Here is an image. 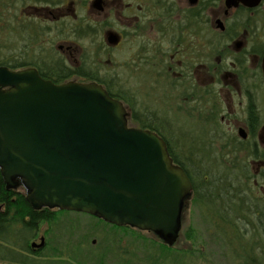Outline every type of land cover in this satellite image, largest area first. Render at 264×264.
I'll use <instances>...</instances> for the list:
<instances>
[{
	"label": "flooded vegetation",
	"instance_id": "obj_1",
	"mask_svg": "<svg viewBox=\"0 0 264 264\" xmlns=\"http://www.w3.org/2000/svg\"><path fill=\"white\" fill-rule=\"evenodd\" d=\"M226 1L0 0V24L9 22L7 26H12L11 15L18 13L14 20L18 42L31 63L16 70L33 68L39 75L47 70L40 76L56 85H100L123 105L128 128L177 138L182 137L181 131L171 128L167 114L197 121L204 132L193 139L194 152L210 155L208 167L222 170L229 168L224 164L227 160L216 163L212 156L236 155L235 145H241L238 153L242 155L264 153V146L256 141L264 117L251 90L264 86V0L253 8L241 3L227 6ZM48 41L63 44L52 51L43 47ZM104 59H108L104 64L109 71L100 64ZM54 64L60 66L57 74L51 71ZM127 73L145 84L141 97L119 77ZM198 74L207 82L199 83ZM229 79L234 83H228ZM236 98L239 100L234 105ZM175 102L178 107L173 114L161 107ZM237 119L243 125L236 132L223 129L224 124ZM192 194L193 188L182 214L190 201L210 211L202 197ZM57 214L62 218L52 212L51 221L41 223L27 243L29 254L20 252L19 261H48L59 251L74 264L135 263L131 241L140 231L87 214ZM70 214L72 218L67 217ZM181 232L182 228L171 246L151 232L140 233L152 235L159 245L158 255L166 254V259L169 252L177 253ZM89 238L93 255L87 247ZM152 260L163 261L160 256H152Z\"/></svg>",
	"mask_w": 264,
	"mask_h": 264
},
{
	"label": "water",
	"instance_id": "obj_2",
	"mask_svg": "<svg viewBox=\"0 0 264 264\" xmlns=\"http://www.w3.org/2000/svg\"><path fill=\"white\" fill-rule=\"evenodd\" d=\"M168 155L155 133L128 128L123 105L100 85H56L33 68L0 67V175L24 189L33 210L87 214L171 246L192 185Z\"/></svg>",
	"mask_w": 264,
	"mask_h": 264
},
{
	"label": "rangeland",
	"instance_id": "obj_3",
	"mask_svg": "<svg viewBox=\"0 0 264 264\" xmlns=\"http://www.w3.org/2000/svg\"><path fill=\"white\" fill-rule=\"evenodd\" d=\"M2 15V13H1ZM15 15L18 13L13 12L10 18L12 26L9 22L0 24V61H9L11 58H15L21 49V43L18 42V30L14 26ZM262 31L261 35L264 37V13L262 12ZM11 25V24H10ZM63 44L62 42L48 41L43 44L44 49L55 50L56 46ZM66 45V44H64ZM28 50V49H27ZM31 50V49H30ZM30 60V57H28ZM108 59L102 60V64L105 70L109 71L108 65L106 66ZM127 74H120L121 80L127 84L128 87H133V90H138L140 97L146 90V86L142 83V79L139 77L131 76ZM198 82L206 83L207 81L198 74ZM136 80V81H135ZM226 82V81H225ZM228 83H234L230 79ZM257 84L256 82H252ZM257 96V102L261 110L262 118L264 117V86H257V89H251ZM234 101V105L238 103V98ZM167 113H172L177 110L178 105L170 103L167 106H161ZM166 113V114H167ZM171 119V128L181 131L182 137H177L175 140L177 144L184 147L193 146V139L200 136L201 132H204L203 126L197 121L185 120L183 118H176L174 115H169ZM239 119L234 120L228 125L223 126V129L228 132H236V129L242 126ZM202 126V127H201ZM199 132V133H198ZM206 132V131H205ZM261 135L257 138L258 144L264 146V125L261 129ZM173 143V142H171ZM212 158H216V163H224V157L219 155H213ZM228 159V158H227ZM226 159V160H227ZM181 161V160H180ZM263 161L248 160L249 176L254 179H250L248 184H245V179L241 180L242 194H246L247 197V209L242 211L245 218H241L238 221L234 218L235 214L221 213V206L219 208L209 206L211 209L208 211L201 205L194 204L190 201L188 208L181 215V228L180 239L177 248V253L169 252L166 255H158L160 252L159 245L152 235L146 233L135 232L132 238V252L134 264H264V216H260V210L264 211V182L261 180L262 168H264ZM228 163L225 162L224 164ZM264 172V171H263ZM248 188V189H247ZM189 200H186V203ZM185 206V205H184ZM217 206V204H216ZM229 206V205H228ZM227 207V206H226ZM233 206L227 207L229 212ZM229 208V209H228ZM57 218H62L61 215L55 213ZM255 214V215H254ZM67 217L72 218V215ZM65 218V216H64ZM231 219V220H230ZM44 226L40 227V235ZM46 228V227H45ZM92 237V234L90 235ZM95 238V237H93ZM90 239L88 240L87 247L90 253L94 254V248L90 246ZM38 243V241H36ZM49 253V252H48ZM46 253V255H48ZM64 255V254H63ZM59 254V251H55L53 256L48 261H36L33 264H74L68 261L66 256ZM152 256L158 257L162 262L157 260L153 261ZM27 259V258H25ZM33 261V259L31 258ZM27 261V260H26ZM157 262V263H155ZM0 264H20V263H8L0 261Z\"/></svg>",
	"mask_w": 264,
	"mask_h": 264
},
{
	"label": "trees",
	"instance_id": "obj_4",
	"mask_svg": "<svg viewBox=\"0 0 264 264\" xmlns=\"http://www.w3.org/2000/svg\"><path fill=\"white\" fill-rule=\"evenodd\" d=\"M19 54L21 58L15 56L8 62L5 60L0 61V67L14 70L15 68H26L28 63H31V60L24 56L23 51H20ZM25 54L27 53L25 52ZM59 68V64H54L51 68L52 73L57 74V69ZM43 71V73L47 74V70ZM43 73L40 74L42 77L45 76ZM156 132H158L156 135L164 140L169 153L168 156H170L173 163L181 167L189 178L193 188L192 195L202 197L203 202L208 203L210 206L217 208L221 206L223 216L228 213L231 217V213L235 214L236 212L234 218H237L238 221L241 218H245L242 211L245 207L247 209L248 205L246 194L240 192L241 180L245 179V184H248L251 178L255 180V176H249L248 160L263 161L264 163L263 152L256 153L252 149L254 146L251 145L252 147L250 146L249 149L254 152L250 154L247 152L242 155L238 153L241 145H235L237 149L236 155L224 156V158H228L229 168L218 170L215 167H208V163L211 162L210 155L201 152L197 154L194 152L193 146L188 149L187 146L184 147L179 142L177 144L174 136L169 137L159 131ZM263 171L264 168H262L259 176L264 182ZM23 194L20 189L7 188L0 175V206H2V210H0V261L29 264L26 259L19 261L18 254L20 252L24 253V255L29 254L27 243L35 235L41 223L50 222V214L52 212H60L49 209L35 211L25 201V195ZM230 205L233 207L231 210L228 208L229 212H227L226 208L230 207ZM260 216H264L263 210H260Z\"/></svg>",
	"mask_w": 264,
	"mask_h": 264
},
{
	"label": "bare ground",
	"instance_id": "obj_5",
	"mask_svg": "<svg viewBox=\"0 0 264 264\" xmlns=\"http://www.w3.org/2000/svg\"><path fill=\"white\" fill-rule=\"evenodd\" d=\"M22 54V53H21ZM17 58H21V55L20 54H18L17 56H16ZM2 67V66H1ZM164 141V140H163Z\"/></svg>",
	"mask_w": 264,
	"mask_h": 264
}]
</instances>
